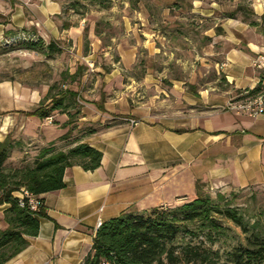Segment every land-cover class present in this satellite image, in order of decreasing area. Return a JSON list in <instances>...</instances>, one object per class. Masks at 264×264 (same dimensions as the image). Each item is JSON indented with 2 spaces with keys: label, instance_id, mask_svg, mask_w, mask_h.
I'll list each match as a JSON object with an SVG mask.
<instances>
[{
  "label": "crops",
  "instance_id": "0c3cea01",
  "mask_svg": "<svg viewBox=\"0 0 264 264\" xmlns=\"http://www.w3.org/2000/svg\"><path fill=\"white\" fill-rule=\"evenodd\" d=\"M191 3L192 13H205L194 4L199 0ZM64 5V0H0V39L18 30L42 39L75 38L80 23L62 26ZM253 11L263 14L264 3L253 5ZM199 28L195 35L208 46L215 42L221 52L208 54L206 46H197L202 52L166 56V69L150 76V120L112 119L115 125L85 137L82 142L101 153L100 166L68 167L64 186L41 194L46 217L6 264H81L99 222L194 199L197 181L210 191L264 187V111L257 117L223 111L232 90L264 84V73L252 66L264 54V37L240 39L235 32L247 27L229 22L217 33ZM160 78L164 87L158 86ZM99 109L100 124L135 110L122 98Z\"/></svg>",
  "mask_w": 264,
  "mask_h": 264
},
{
  "label": "rangeland",
  "instance_id": "374dc122",
  "mask_svg": "<svg viewBox=\"0 0 264 264\" xmlns=\"http://www.w3.org/2000/svg\"><path fill=\"white\" fill-rule=\"evenodd\" d=\"M73 1L64 0L62 26L80 23V28L75 38L64 36L55 40L61 47L59 54L49 57L19 46L25 41H36L38 36L32 31H13L0 39V139L9 137L21 141V146L6 162V171L29 165L50 142L65 150L88 127L97 126L96 118L101 117L99 105L108 100L122 98L136 114L134 111L130 115L114 114L102 125L117 118L150 120L149 94L154 90L150 76L154 70L166 69V56L202 52L197 46H206L204 52L208 54L221 52L215 42L208 46L206 40L200 39L199 27L208 30L207 33H217L220 24L229 22L247 27V31L235 32L240 39L264 37V13L253 11V5L264 0H199L194 4L205 10L203 14L191 12V0H108L104 8L78 0L79 4L69 9ZM50 40L43 39L44 43ZM51 86L53 93L58 90L76 93L75 103L65 112L55 111L45 119L28 118L27 113L44 101ZM158 86L164 87L165 79L160 78ZM221 87L229 88L223 80ZM230 96V100H243L247 92L232 90ZM226 105L223 111H229ZM66 121L69 124L63 126ZM68 130L69 137L59 141ZM203 193L219 207L228 204L245 221H259L264 226V187L203 189ZM221 195L224 199H219ZM188 201L162 207L167 209ZM1 209L0 228L3 229ZM214 217L225 229L224 236L213 244L203 233L191 239L184 237L183 241L216 251L211 260L197 264H232L226 253L245 244V234L231 221ZM162 264L168 263L164 259Z\"/></svg>",
  "mask_w": 264,
  "mask_h": 264
},
{
  "label": "trees",
  "instance_id": "16d2710c",
  "mask_svg": "<svg viewBox=\"0 0 264 264\" xmlns=\"http://www.w3.org/2000/svg\"><path fill=\"white\" fill-rule=\"evenodd\" d=\"M100 7H106L108 0H82ZM79 4L74 0L69 9ZM64 27V26H63ZM24 49L36 51L46 56L61 52L59 43L50 40L44 43L40 37L36 41L19 43ZM263 87L262 81L251 90L245 89L247 96L256 94ZM50 87L44 101L27 116L45 119L55 111L65 112L75 103L76 93L70 90H58L53 93ZM48 101L47 104H44ZM116 121L106 124L98 123L88 127L81 137L73 139L67 148L59 149L54 142L42 147L29 165L13 167L6 171L5 164L11 154L21 146V141L5 137L0 140V205H6L2 212L5 223L0 228V264H6L19 254L28 244L27 238L37 235L39 218L46 217L41 201L37 212L18 206L14 196L21 188L34 197L61 189L63 173L66 168L77 165L85 171H93L100 166L101 153L83 138L102 129L115 125ZM66 121L63 126H67ZM69 130L58 140L69 137ZM204 184L195 183V198L175 207H155L136 214L122 213L101 222L92 240L89 253L81 264H197L209 261L216 251L201 248L184 242V237H197L203 233L205 239L213 244L218 237L224 236L225 229L216 221L221 216L239 227L245 234V244L227 252V259L232 264H264V226L259 221L249 223L243 215L228 204L219 207L208 194L203 193ZM219 199L224 197L218 196ZM206 230V231H204ZM181 239V241H180ZM164 258V259H163Z\"/></svg>",
  "mask_w": 264,
  "mask_h": 264
},
{
  "label": "built area",
  "instance_id": "2783aa9c",
  "mask_svg": "<svg viewBox=\"0 0 264 264\" xmlns=\"http://www.w3.org/2000/svg\"><path fill=\"white\" fill-rule=\"evenodd\" d=\"M253 68L264 73V54H258L252 61ZM226 107L230 111L236 113H243L248 117H257L264 111V84L259 92L254 95L247 96L243 100H230ZM18 200V206L21 208H27L31 212H37L41 207V197H34L30 195L26 190L21 188L14 194ZM101 223H98V226Z\"/></svg>",
  "mask_w": 264,
  "mask_h": 264
}]
</instances>
